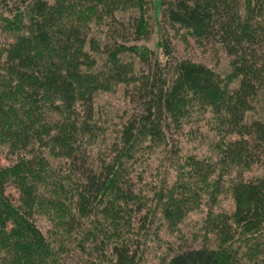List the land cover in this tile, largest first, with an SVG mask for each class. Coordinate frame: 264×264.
Masks as SVG:
<instances>
[{
	"label": "trees",
	"instance_id": "16d2710c",
	"mask_svg": "<svg viewBox=\"0 0 264 264\" xmlns=\"http://www.w3.org/2000/svg\"><path fill=\"white\" fill-rule=\"evenodd\" d=\"M1 145L0 264H139L202 207L161 264H264V0H0Z\"/></svg>",
	"mask_w": 264,
	"mask_h": 264
},
{
	"label": "rangeland",
	"instance_id": "374dc122",
	"mask_svg": "<svg viewBox=\"0 0 264 264\" xmlns=\"http://www.w3.org/2000/svg\"><path fill=\"white\" fill-rule=\"evenodd\" d=\"M178 49L182 53L184 48L182 45H177ZM192 55L197 60L204 62L207 66L219 72L221 74L226 73L227 63L229 61V57L224 53V51L218 46H208L206 48H196L193 52L189 53V56ZM122 87L118 88L116 92L113 94L110 93H98L94 99V105L96 110L98 111V116H100L101 120L103 118L108 117L107 119L115 120V115H118L125 108V97L123 96ZM259 105H262L260 101ZM254 116V115H253ZM102 117V118H101ZM184 148L190 150L198 156H202L206 154V145L204 143H200L198 141L188 143L184 141ZM7 148L5 145L0 146V165H7L12 159L11 155L7 152ZM6 192L10 194L12 197L17 196V191L12 185H8L6 187ZM233 209V202L231 197L228 194H221L218 197V201L212 207L211 210L214 211H223L229 212ZM207 210L206 207H202L199 211H193L185 217L181 226H179L176 233L168 232L165 228L161 230L159 241H154L148 251V254L144 256L143 262L139 264H161V257H164L165 244L164 242L169 241L174 244V246L185 247L187 245H193L191 241L194 239H198L199 242L202 239L203 231L200 227L201 220L203 219V215ZM44 229V228H43ZM195 234H198L197 236ZM208 235V236H207ZM204 235V238H210V246H214L215 238L209 233ZM195 236V237H194ZM197 240V241H198ZM169 244V243H168Z\"/></svg>",
	"mask_w": 264,
	"mask_h": 264
}]
</instances>
